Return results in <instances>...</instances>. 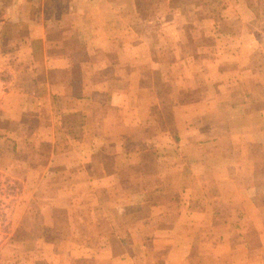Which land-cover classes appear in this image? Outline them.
Segmentation results:
<instances>
[{
    "label": "crops",
    "instance_id": "1",
    "mask_svg": "<svg viewBox=\"0 0 264 264\" xmlns=\"http://www.w3.org/2000/svg\"><path fill=\"white\" fill-rule=\"evenodd\" d=\"M112 1L0 0L2 138L32 147L35 131L46 133L51 152L39 172H54L69 198L75 258L264 264V48L256 70L250 57L236 59L235 93L224 106L235 117L217 110L211 122L205 104H183L171 140H135L149 118L140 81L152 61L130 26L108 29L120 15ZM129 242L149 243V252H131Z\"/></svg>",
    "mask_w": 264,
    "mask_h": 264
},
{
    "label": "rangeland",
    "instance_id": "2",
    "mask_svg": "<svg viewBox=\"0 0 264 264\" xmlns=\"http://www.w3.org/2000/svg\"><path fill=\"white\" fill-rule=\"evenodd\" d=\"M88 4L82 2L83 7ZM112 4L120 15L110 18L115 24L108 29L115 34L130 26L142 44L141 51L152 61L140 81L149 94V118L133 132L135 140L152 134L171 140L173 111L183 104H205L202 118L211 122L216 119L209 113L217 110L223 119L236 116L224 107L235 93L229 80L238 69L236 59L250 57L254 70L261 66L264 0H113ZM91 55L102 57L99 52ZM5 125L0 121V126ZM45 134L35 131V141H39L32 147L0 134V264H98L96 258H75L77 243L71 234L77 226H69L65 216L69 198L61 193L60 178L54 172L47 176L39 172L51 152ZM148 179L147 185L153 186V176ZM82 229L86 236L88 228ZM151 229L143 227L144 232ZM148 245L138 248L137 242H129V249L149 252ZM116 249L121 250V244ZM144 257L139 264L150 260L149 254Z\"/></svg>",
    "mask_w": 264,
    "mask_h": 264
}]
</instances>
